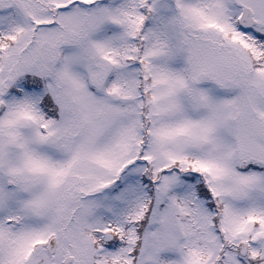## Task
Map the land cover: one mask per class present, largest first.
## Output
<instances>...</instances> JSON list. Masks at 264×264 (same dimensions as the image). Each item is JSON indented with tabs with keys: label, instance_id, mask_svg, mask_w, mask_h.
<instances>
[{
	"label": "snow or ice",
	"instance_id": "6c2138e0",
	"mask_svg": "<svg viewBox=\"0 0 264 264\" xmlns=\"http://www.w3.org/2000/svg\"><path fill=\"white\" fill-rule=\"evenodd\" d=\"M0 264H264V0H0Z\"/></svg>",
	"mask_w": 264,
	"mask_h": 264
}]
</instances>
